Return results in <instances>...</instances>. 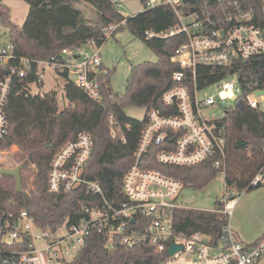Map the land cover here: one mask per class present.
<instances>
[{"label":"trees","instance_id":"1","mask_svg":"<svg viewBox=\"0 0 264 264\" xmlns=\"http://www.w3.org/2000/svg\"><path fill=\"white\" fill-rule=\"evenodd\" d=\"M22 1L29 4L30 12L25 24L18 27L12 21L10 8L0 0V26L7 29V34L0 37L8 35L11 38L19 57L47 61L65 48L82 46L91 41L101 47L107 40L105 31L119 24L120 27L111 35L128 28L158 57L157 62H144L132 67L122 98L111 91L109 74L101 79L104 85L102 102L92 100L66 74H60L66 82L68 101L62 111L58 107L56 92L46 94L44 99L18 91L11 95L6 111L8 132L0 142V150L17 147L18 151L12 156L11 169L27 163L22 171L23 191L27 195L17 193L13 178L0 176V209L3 213L26 210L35 217L39 226L55 230L67 220L70 224H77L86 219L88 216L82 212L83 206H91L94 201L100 206L103 204L102 198L89 194L86 187L58 194L48 190L50 165L55 155L83 133L89 134L94 143L85 179L98 182L111 204L118 206L127 202L123 179L134 163V152L147 118H132L125 108H157L164 115L171 113L162 98L178 84L174 73L181 69L172 59L176 50L186 43V38L181 35L171 39H147L149 31L161 32L177 25V17L169 6L146 8L143 13L127 18L118 12L113 0ZM141 1L146 5V0ZM243 1L245 5L254 7L256 24L264 29V0ZM81 2L96 11V25L89 24L77 8L76 4ZM236 73H239L242 95L223 107L224 116L216 124L225 140L228 162L226 188L243 193L264 189V112L248 104V98L255 90H264V54L235 61L227 68L199 67L198 85L205 88ZM35 78L34 71L28 82H33ZM110 115L114 116L116 127L120 129L116 138L112 137ZM156 152L154 148L149 153L152 169L181 180L185 187L204 189L221 172L214 166L220 155L204 164L185 168L159 165L154 158ZM3 167L0 165V168ZM259 173L263 175V182L251 185ZM175 218V230L179 234L188 237L197 233L209 235L214 244L219 243L227 225L224 217L193 209L180 210ZM137 228L140 229L139 226ZM263 239L246 245L248 248L256 246ZM23 249L22 245L0 243V264H4L5 260H11L12 264L17 258L15 253ZM162 259L163 256L155 253L147 243L128 249L117 242L110 249L101 235L93 233L81 252L68 264H160Z\"/></svg>","mask_w":264,"mask_h":264},{"label":"built area","instance_id":"2","mask_svg":"<svg viewBox=\"0 0 264 264\" xmlns=\"http://www.w3.org/2000/svg\"><path fill=\"white\" fill-rule=\"evenodd\" d=\"M113 1L119 8V1ZM159 6L171 7L178 23L169 30L147 32V39L182 35L186 43L176 50L172 59L181 69L174 73L178 84L162 98L171 113L164 115L157 108L147 110V124L134 152V163L123 179L127 202L118 206L111 204L98 182L85 179L94 143L89 134H81L55 155L50 165L48 190L58 194L86 187L89 194L101 197L103 204L100 206L94 201L91 206H83L86 219L77 224L67 220L55 230L39 226L26 210L3 213L0 209V243L24 247L15 253L17 258L12 264H68L93 233L101 235L110 249L117 242L128 249L147 243L163 256L160 264H259L261 261L264 239L248 248L234 233L231 219L237 205L235 191L227 189L219 208L212 212L227 220L219 243L214 244L209 235L201 233L189 237L179 234L175 230L176 214L188 208L177 200L185 184L152 169L149 153L157 149L154 158L159 165L185 168L204 164L220 155L214 166L221 170L219 175L226 177L228 162L225 140L216 124L219 119L205 118L203 109L217 104L223 108L227 101L242 95L239 73L230 76L236 81L228 77L208 86L217 87L216 95L201 98V92L208 87H199L198 68H227L235 61L264 54V29L256 24L254 7L245 5L243 0H146L147 9ZM119 27L120 24L110 26V33ZM34 71L35 80L28 82ZM60 74H66L92 100L103 101L101 79L107 73L103 69L101 47L94 41L65 48L50 60L36 61L19 57L11 38L0 37V142L8 132L6 111L13 92L44 99L46 76L61 78ZM257 91L261 90L252 94L260 100L248 98V104L264 112V95L257 96ZM109 124L112 137L116 138L120 129L113 115L109 116ZM7 153L0 150V165ZM261 182L263 175L259 173L251 185ZM174 245L182 249L172 255L170 248ZM10 262L5 260L4 264Z\"/></svg>","mask_w":264,"mask_h":264},{"label":"rangeland","instance_id":"3","mask_svg":"<svg viewBox=\"0 0 264 264\" xmlns=\"http://www.w3.org/2000/svg\"><path fill=\"white\" fill-rule=\"evenodd\" d=\"M4 4L10 8L11 18L14 24L22 27L29 15L30 6L22 0H3ZM118 12L124 17H133L143 13L146 9L145 3L141 0H118ZM83 17L89 24L96 25L97 13L93 7L81 2L76 4ZM190 22V20H187ZM98 26H101L98 24ZM107 40L101 46V58L105 73L110 75L109 86L114 95L122 98L125 95L127 80L133 66L144 62H157L158 57L147 44L141 39L135 37L128 28H122L111 35L109 28L105 31ZM6 35L7 29L0 26V35ZM55 81H54V80ZM71 79H74L71 76ZM236 81L235 77H230ZM66 82L55 75H47L43 93L56 92L59 110L62 111L67 105L65 92ZM217 87L211 86L201 92V98L216 95ZM250 99H257L253 94ZM260 100V99H257ZM233 103L227 101L225 107ZM125 111L128 116L144 120L147 117V109L127 106ZM203 115L209 120H217L223 116V108L220 104L206 107L203 109ZM8 153L1 165L4 168L11 169L13 165L12 156L18 151L17 147L6 150ZM1 169V168H0ZM226 180L224 175H218L206 188L198 190L193 187H185L177 202L188 208L199 211L213 212L219 208V202L225 196ZM239 207L234 208L231 219L232 227L236 238L240 241L252 244L255 240L264 237V189H258L251 192L236 193ZM264 264V255L259 262Z\"/></svg>","mask_w":264,"mask_h":264},{"label":"water","instance_id":"4","mask_svg":"<svg viewBox=\"0 0 264 264\" xmlns=\"http://www.w3.org/2000/svg\"><path fill=\"white\" fill-rule=\"evenodd\" d=\"M256 95L257 96L264 95V90L257 91ZM26 165L27 163H23L14 169H8L4 167L0 169V176H7V177L13 178L16 182L17 193L22 194V195H27V193L23 191V183H22L23 182L22 171L24 170ZM132 223L134 224L135 222L133 221ZM181 249H182V246L174 245L170 248V253L173 255Z\"/></svg>","mask_w":264,"mask_h":264},{"label":"crops","instance_id":"5","mask_svg":"<svg viewBox=\"0 0 264 264\" xmlns=\"http://www.w3.org/2000/svg\"><path fill=\"white\" fill-rule=\"evenodd\" d=\"M239 207V203H237V205H236V210H237V208ZM255 241H257V240H255ZM254 241V242H255ZM244 242V241H243ZM254 242H252V243H254ZM246 243V242H245ZM248 244V243H247ZM250 244V243H249Z\"/></svg>","mask_w":264,"mask_h":264}]
</instances>
